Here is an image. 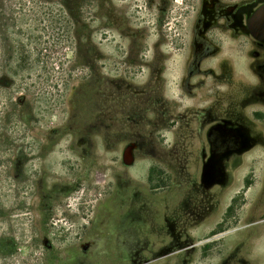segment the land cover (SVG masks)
<instances>
[{
    "label": "rangeland",
    "instance_id": "1",
    "mask_svg": "<svg viewBox=\"0 0 264 264\" xmlns=\"http://www.w3.org/2000/svg\"><path fill=\"white\" fill-rule=\"evenodd\" d=\"M107 2L83 53L56 46L47 82L15 94L35 149L0 166V264H264V76L229 0Z\"/></svg>",
    "mask_w": 264,
    "mask_h": 264
},
{
    "label": "trees",
    "instance_id": "2",
    "mask_svg": "<svg viewBox=\"0 0 264 264\" xmlns=\"http://www.w3.org/2000/svg\"><path fill=\"white\" fill-rule=\"evenodd\" d=\"M107 4V0H0L2 168H24L35 149L32 142L25 141L33 113L25 111L27 102L15 94L47 82L46 76L54 72L47 61L56 53V46H69L80 56L92 32L112 23L104 14Z\"/></svg>",
    "mask_w": 264,
    "mask_h": 264
},
{
    "label": "flooded vegetation",
    "instance_id": "3",
    "mask_svg": "<svg viewBox=\"0 0 264 264\" xmlns=\"http://www.w3.org/2000/svg\"><path fill=\"white\" fill-rule=\"evenodd\" d=\"M214 1V0H212ZM216 1V0H215ZM212 4H205L200 7L199 14L196 18L195 27L201 29L203 20H211L212 17L208 16L207 9H210ZM264 7V0H229V5L219 10L218 14L224 16L228 20L229 28L235 30L236 33L242 37V43L248 50V59L252 68L258 70L260 75L264 76V29L257 30L256 27H249V20L252 14L259 8ZM264 13V11H263ZM261 13V14H263ZM261 33L262 38H256L251 31ZM200 46L194 52L191 62L187 68V75L193 76L198 72L200 61L210 52H213L216 45L207 38L200 40ZM211 140H214L213 150H228L230 143L234 142V134L232 132L219 133L215 130L208 134Z\"/></svg>",
    "mask_w": 264,
    "mask_h": 264
},
{
    "label": "water",
    "instance_id": "4",
    "mask_svg": "<svg viewBox=\"0 0 264 264\" xmlns=\"http://www.w3.org/2000/svg\"><path fill=\"white\" fill-rule=\"evenodd\" d=\"M264 11V8H259L257 9L251 16V19L249 20V27L250 29L251 28H254L255 29V25H254V22H255V19L256 17L261 14L262 12ZM252 34L256 37V38H262L263 36L256 33L255 31L251 30ZM130 145L126 146V148L123 150V153H122V162L125 164V165H130L131 164V158L129 159V155H127V148L129 147Z\"/></svg>",
    "mask_w": 264,
    "mask_h": 264
},
{
    "label": "bare ground",
    "instance_id": "5",
    "mask_svg": "<svg viewBox=\"0 0 264 264\" xmlns=\"http://www.w3.org/2000/svg\"><path fill=\"white\" fill-rule=\"evenodd\" d=\"M264 8V7H263ZM263 13V12H262ZM254 25L256 27L257 30H260L262 31L264 29V13L263 14H259L256 19H255V22H254ZM251 31V30H249ZM254 31V30H253ZM258 33V32H257ZM261 34V33H259ZM264 36V35H263ZM127 155H129V159L131 158V163L133 161V155H132V148L131 147H128L127 148Z\"/></svg>",
    "mask_w": 264,
    "mask_h": 264
}]
</instances>
